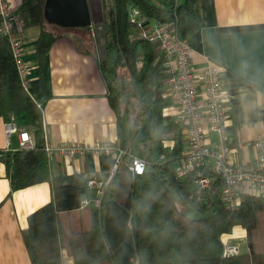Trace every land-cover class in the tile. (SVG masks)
I'll use <instances>...</instances> for the list:
<instances>
[{"label":"trees","instance_id":"trees-1","mask_svg":"<svg viewBox=\"0 0 264 264\" xmlns=\"http://www.w3.org/2000/svg\"><path fill=\"white\" fill-rule=\"evenodd\" d=\"M46 0H23L18 8L26 27L40 25L37 52L41 58L70 26L44 16ZM106 54L100 67L107 96L117 113L121 146L147 161L145 172L132 180L130 224L135 240V264H264V195L241 193L239 204L228 207L217 195L209 205H197L200 218L185 214L190 205L191 177H177L184 157V129L171 119L167 107L170 77L159 40L140 38L130 19L132 4L147 18L170 22L181 38L201 27L198 0H103ZM90 33V26H81ZM88 44L95 41L90 35ZM0 103L6 120L14 119L34 133L35 145L4 154L11 189L48 181L51 199L31 212L22 231L32 264H64L63 252L74 264H118L104 231L105 201L116 189L111 181L103 203L95 204L86 176L79 171L54 174L45 147L43 106L24 85L11 44L0 37ZM145 121L149 138L135 137ZM173 140V145L166 143ZM84 196L90 198L83 205ZM235 225L247 229L250 252L222 255L223 234ZM261 228V234L258 229Z\"/></svg>","mask_w":264,"mask_h":264},{"label":"crops","instance_id":"crops-1","mask_svg":"<svg viewBox=\"0 0 264 264\" xmlns=\"http://www.w3.org/2000/svg\"><path fill=\"white\" fill-rule=\"evenodd\" d=\"M9 1L15 10L23 3V0ZM196 9L201 27L187 38L192 48V64L200 69L209 62L220 63L223 85L229 93L226 112L235 161L255 164L253 142L264 135V0H198ZM152 20L156 21L149 18L151 23ZM40 31V25L26 27L22 59L29 93L35 100L45 99V141L112 140L120 143L117 113L107 96L100 67L105 56L94 26H90V33L81 26H70L54 41L42 60L37 52ZM90 35L95 41L92 45L87 42ZM167 110L176 121L174 104ZM6 121L0 103V264H32L22 231L28 225L29 214L51 199V187L48 181H41L11 189L4 154L9 149L19 148L20 143L18 134H12L8 141ZM29 131L34 136L33 131ZM218 138L216 133L210 136L212 142ZM166 143L172 146L174 142L169 139ZM185 143L186 148L187 140ZM113 160L114 155L107 153L78 155L71 159L60 154L50 156L54 174L79 171L99 179L107 176ZM91 193L93 195L92 189ZM260 194L264 195V189ZM84 200L90 198L84 196ZM222 238L223 242L239 243L241 253L250 252L247 229L242 225H235ZM63 259L64 264H74V259L66 252Z\"/></svg>","mask_w":264,"mask_h":264},{"label":"built area","instance_id":"built-area-1","mask_svg":"<svg viewBox=\"0 0 264 264\" xmlns=\"http://www.w3.org/2000/svg\"><path fill=\"white\" fill-rule=\"evenodd\" d=\"M129 19L140 38L159 40L164 54V65L170 73L166 81L167 94L175 106L176 121L183 126L186 134L187 146L177 168V177L193 179V188L188 192L190 205H209L211 197L217 195L228 207H236L241 193L260 194L264 189V135H259L253 142L255 164L245 165L235 161L226 112L229 93L223 85L220 63L209 62L196 69L191 61V45L187 38L178 36L170 22L156 20L151 23L135 5L130 7ZM2 36L9 39L21 79L27 87V70L22 59L26 26L22 15L9 0H0ZM5 133L9 142L12 134H18L20 147L35 145L31 132L14 119L5 122ZM213 133L219 136L216 142L210 140ZM45 147L49 156L60 154L70 159L86 154L114 155L105 178L86 175L97 205L103 203L104 194L119 170L126 167L136 175L144 173L147 166L144 158L133 155L129 148L112 140L88 143L45 141ZM88 202L90 200H84L83 204ZM221 251L224 256L237 255L241 253V246L237 242L226 241Z\"/></svg>","mask_w":264,"mask_h":264},{"label":"water","instance_id":"water-1","mask_svg":"<svg viewBox=\"0 0 264 264\" xmlns=\"http://www.w3.org/2000/svg\"><path fill=\"white\" fill-rule=\"evenodd\" d=\"M44 16L51 23L61 26H91L95 28L98 43L106 54L103 0H46ZM151 122L145 121L135 139L149 138ZM134 175L126 167L120 171L113 196L105 201L104 231L118 264H132L137 259L135 240L130 224L133 204L132 180ZM185 214L200 218V211L193 205Z\"/></svg>","mask_w":264,"mask_h":264},{"label":"rangeland","instance_id":"rangeland-1","mask_svg":"<svg viewBox=\"0 0 264 264\" xmlns=\"http://www.w3.org/2000/svg\"><path fill=\"white\" fill-rule=\"evenodd\" d=\"M152 23H154V21H153V20H152ZM116 185H117V183H116ZM261 232H262V229H261V228H259V229H258V233H259V234H261ZM132 264H135V262H134V263H132Z\"/></svg>","mask_w":264,"mask_h":264}]
</instances>
